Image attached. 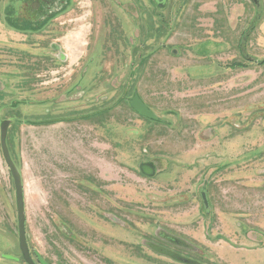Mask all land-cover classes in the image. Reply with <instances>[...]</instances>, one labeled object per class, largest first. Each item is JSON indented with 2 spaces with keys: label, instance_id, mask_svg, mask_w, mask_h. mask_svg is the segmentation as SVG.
Listing matches in <instances>:
<instances>
[{
  "label": "rangeland",
  "instance_id": "obj_1",
  "mask_svg": "<svg viewBox=\"0 0 264 264\" xmlns=\"http://www.w3.org/2000/svg\"><path fill=\"white\" fill-rule=\"evenodd\" d=\"M7 2L0 125L11 121L32 256L264 264V0L260 12L251 0H53L55 18L29 34L6 28ZM135 95L157 120L133 110ZM5 256L22 258L0 146V264H26Z\"/></svg>",
  "mask_w": 264,
  "mask_h": 264
},
{
  "label": "water",
  "instance_id": "obj_2",
  "mask_svg": "<svg viewBox=\"0 0 264 264\" xmlns=\"http://www.w3.org/2000/svg\"><path fill=\"white\" fill-rule=\"evenodd\" d=\"M157 1L160 3L163 0H157ZM251 2H253L258 7L259 5H261L260 0H251ZM131 106L133 110H135V112H137L138 114L149 119L157 120V116L148 108V106L141 100V98L138 95H135L134 98L131 100ZM10 126H11L10 120H5L1 123L0 146L4 160L10 170L14 182V188L16 193V208H17L20 248L25 260L30 264H33V261L30 256L28 243H27V236H26V212H25L23 180L19 168L15 164L7 144V137ZM141 171L143 172V174H145L148 177H152L155 173L153 166H151L150 164L141 165ZM201 196L205 209H208L209 202L206 193L203 191ZM39 260L43 264H45V262L42 260L41 257H39Z\"/></svg>",
  "mask_w": 264,
  "mask_h": 264
},
{
  "label": "trees",
  "instance_id": "obj_3",
  "mask_svg": "<svg viewBox=\"0 0 264 264\" xmlns=\"http://www.w3.org/2000/svg\"><path fill=\"white\" fill-rule=\"evenodd\" d=\"M20 2H21V4H20ZM36 2H38L36 5H38L39 3L46 4V6H44L42 8L43 12H42L40 17H38L37 12H36L37 16L35 14H33L34 13L33 11L35 10L34 7H35ZM52 2H53V0H34L33 4L26 5V4L22 3L21 0H8L6 6L4 7L3 16H2L3 20L5 21L4 24H5L6 28H8L9 30H13L15 32H23V33L25 32L26 34H29V32L41 31L43 28L48 27L47 25L57 15V13L55 12V9L53 10L52 6L50 5V4H52ZM19 5L20 6L22 5L23 10L27 9V12H30V15H27L28 17L26 16V17L20 18L19 14H18L19 13V11H18ZM28 36H30V35H28ZM103 111L104 110H100L98 112L88 114V115H83L80 117L93 116V115H96L100 112L102 113ZM16 122L21 124L25 121H16ZM25 123L26 124H33V125L48 124V123H53V120H49V121L27 120ZM9 150H10V147H9ZM10 153H11V156H12L15 164L17 165V163H16L17 161L14 159L11 150H10Z\"/></svg>",
  "mask_w": 264,
  "mask_h": 264
},
{
  "label": "flooded vegetation",
  "instance_id": "obj_4",
  "mask_svg": "<svg viewBox=\"0 0 264 264\" xmlns=\"http://www.w3.org/2000/svg\"><path fill=\"white\" fill-rule=\"evenodd\" d=\"M157 1V0H156ZM261 1V0H260ZM158 2V1H157ZM253 3V2H252ZM254 4V3H253ZM254 6L256 7V9H257V12H260V8L262 7V3H261V5H259V7L258 6H256L255 4H254ZM242 48H243V46H242ZM149 119V118H148ZM153 120V119H152ZM9 133V132H8ZM19 233V232H18ZM28 243V242H27ZM19 248H20V241H19ZM28 248H29V246H28ZM20 251H21V248H20ZM29 252H30V256H31V259H32V261H33V264H43L40 260H39V257H41L39 254H36L35 252L33 253V255L34 256H32V253H31V251H30V249H29ZM21 254H22V251H21ZM6 257V259H8V260H10V261H13V262H16V263H18V262H20V261H22V260H24V262L26 263V264H30L29 262H27L26 260H25V258L23 257V254H22V258H18V257H16V256H5ZM33 257H34V259H33ZM42 258V257H41ZM42 260H43V258H42ZM44 262H45V264H48L45 260H43Z\"/></svg>",
  "mask_w": 264,
  "mask_h": 264
},
{
  "label": "crops",
  "instance_id": "obj_5",
  "mask_svg": "<svg viewBox=\"0 0 264 264\" xmlns=\"http://www.w3.org/2000/svg\"><path fill=\"white\" fill-rule=\"evenodd\" d=\"M15 32V31H14ZM65 56H66V58L67 59H69V54L68 53H66V54H64ZM100 113H98V114H96V115H99ZM90 117H92V116H90Z\"/></svg>",
  "mask_w": 264,
  "mask_h": 264
}]
</instances>
